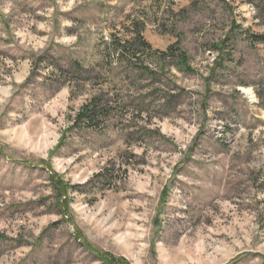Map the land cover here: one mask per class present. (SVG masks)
<instances>
[{
	"label": "rangeland",
	"instance_id": "1",
	"mask_svg": "<svg viewBox=\"0 0 264 264\" xmlns=\"http://www.w3.org/2000/svg\"><path fill=\"white\" fill-rule=\"evenodd\" d=\"M105 253L264 264V0H0V264Z\"/></svg>",
	"mask_w": 264,
	"mask_h": 264
},
{
	"label": "trees",
	"instance_id": "2",
	"mask_svg": "<svg viewBox=\"0 0 264 264\" xmlns=\"http://www.w3.org/2000/svg\"><path fill=\"white\" fill-rule=\"evenodd\" d=\"M137 41H138L137 44H138L139 46H140V45H143L144 47H148V45H146V44L144 43V41H142L141 36H138V40H137ZM123 50H124V48H123ZM122 54H124V53H122ZM180 57H184V53H183V52L180 53ZM172 58H173V59H178V58H176L174 55H173ZM177 63H183V60H179ZM183 64H184V63H183ZM92 101L95 102V100L92 99L90 103H92ZM87 106H88V107H87ZM97 106H98L97 103H96V104L92 103V105L90 104V107H89V105H86V110L83 112V108H82V111L77 115L78 119L81 118V117H86L85 114H89V115H90V116L88 117L89 119H94L95 116H96V113L99 112V110H97ZM63 192H64V191H63ZM105 255H106V257H104L103 255H102V257H101L103 260H105V261L107 260V262H108L109 264H116L115 259L107 257V256H108L107 253H105Z\"/></svg>",
	"mask_w": 264,
	"mask_h": 264
}]
</instances>
